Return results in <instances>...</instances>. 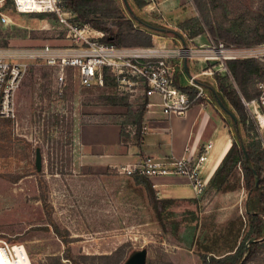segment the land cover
Segmentation results:
<instances>
[{
	"label": "rangeland",
	"instance_id": "obj_1",
	"mask_svg": "<svg viewBox=\"0 0 264 264\" xmlns=\"http://www.w3.org/2000/svg\"><path fill=\"white\" fill-rule=\"evenodd\" d=\"M99 1L100 8L116 7L129 19L125 2L138 17L174 31L164 34L131 22L150 39L157 37L164 48L179 45L176 35L185 44L191 36L200 35L206 44L211 40L209 27L228 30L244 43L237 48L255 51L254 57L245 59L257 67L256 74L245 79L242 93L233 80L229 84L243 100L254 96V83L264 68L259 48L264 42L254 45L256 38H264V0H168L170 22L157 12L160 0ZM138 1L146 5L137 8ZM67 44L65 31L53 19L17 14L10 5H0V51L9 54ZM189 67L191 74L198 71L194 63ZM53 77V70L28 64L14 95L15 118L7 128L0 123V240L23 244L30 264H121L140 249L146 252L145 264H202V247L216 251L222 237L232 240L228 224L241 218L236 244L247 247L253 221L246 213L245 189L219 193L206 186L200 197L174 201L156 215L149 192L134 176L108 169L105 174L76 170L73 177L68 162L58 159L55 145L71 140L81 125L104 123L119 125L123 142H129L131 135L135 141L141 126L142 87L135 79L121 87L110 72L103 74L98 89H83L70 71L61 88ZM207 83L215 87L213 81ZM180 85L185 86L183 79ZM211 104L220 113L231 142L235 141L231 119ZM246 112V125H237L239 137L248 151L264 150V127ZM35 148L41 155L40 172L33 168ZM230 228L235 233L237 225ZM214 251L206 257L211 255L221 264L238 261V252L219 255ZM238 264H264V240Z\"/></svg>",
	"mask_w": 264,
	"mask_h": 264
},
{
	"label": "built area",
	"instance_id": "obj_2",
	"mask_svg": "<svg viewBox=\"0 0 264 264\" xmlns=\"http://www.w3.org/2000/svg\"><path fill=\"white\" fill-rule=\"evenodd\" d=\"M3 0H0V5ZM14 10L20 14L51 13L65 31L67 45L42 46L36 49L7 53L0 51V121L15 118L14 95L28 64H38L53 70L58 88L65 85L66 72L70 71L83 89L101 87L103 74L110 72L119 86H129L135 79L142 87L145 106H157L163 115H179L193 105L200 109L208 106L207 89L201 80L214 81L215 76L225 77L231 83L228 61L248 60L254 57L252 49H239L211 40L204 45H183L172 48L122 47L101 42L103 34L87 25H78L73 14L62 9V0H11ZM260 56L264 55V45ZM185 62V71L183 69ZM194 63L198 72L190 74ZM202 67V68H201ZM192 73V72H191ZM203 78V79H201ZM185 86L180 85V80ZM186 89L185 91L182 89ZM157 102L153 103L155 100ZM242 106L254 116L259 127V117L264 119V68L254 83V96L240 98ZM140 126V135L146 133ZM211 144L205 143L195 157L157 158L141 155L132 164L120 165L116 173L123 176H140L148 181L162 177L184 179L192 194L198 198L206 188L200 173L207 161ZM0 264H30L23 244L0 240Z\"/></svg>",
	"mask_w": 264,
	"mask_h": 264
},
{
	"label": "trees",
	"instance_id": "obj_3",
	"mask_svg": "<svg viewBox=\"0 0 264 264\" xmlns=\"http://www.w3.org/2000/svg\"><path fill=\"white\" fill-rule=\"evenodd\" d=\"M4 3L10 5L14 10L11 0H3L2 4ZM100 4L101 2L99 0H62V9L72 13L73 21L78 25H87L91 29L101 32L103 34L101 42L115 46H151L150 36L135 29L131 22L137 28H144L164 34H176L172 30L159 27L153 22L145 21L138 17L128 6L129 19L116 7L104 9L101 5V8L104 9L102 11ZM145 5L146 3L138 1L136 7L141 8ZM21 15H32L38 19L49 17L57 22L56 17L51 13H28ZM208 30L210 39L215 43L223 42L231 46L244 45L242 40L236 38L228 30L214 29L211 27ZM133 38H136V40L132 41ZM128 39L130 40L129 42L133 43L128 44ZM263 42L264 38H256L254 45ZM226 64L239 93H242L245 79L248 76L256 74L257 67L253 65V61L251 60L228 61ZM213 83L215 86L213 88L208 83H202V85L208 90L211 102L218 107L220 112L226 115L230 113L235 119V124L232 123V127L236 140L231 142L227 152L209 178L207 186L214 188L219 193L233 192L241 188L245 189L248 197L246 213L253 221V225L247 236V241L252 240V242H248L247 247L237 246L238 231L242 226V220L238 218L234 223L228 224L229 228L227 229V233L228 236L232 237V240L222 237V245L220 247L217 246L216 251L201 246L203 249V255L201 257L202 264H221L217 259H213L214 257L212 258L211 255L206 257L207 254H213V251L219 255L238 252V261H240L243 257L249 256L252 253L253 248L259 240H264V150H258L256 152L254 150L248 151L244 147L238 134L237 125L239 124L241 127H244L248 120V114L240 102L238 93L231 87L227 78L215 76ZM94 88L98 89L100 87L90 89ZM182 89L184 91L186 90L184 88ZM144 107L145 102L141 105L140 116L144 112ZM0 123L2 127L7 128L10 120H2ZM139 131L140 127L137 126L135 131L136 142L141 139ZM242 148L244 153L242 152ZM134 179L146 187L150 194V203L156 215H159L163 209L174 203V200L156 199L151 188V183L147 179L140 176H134ZM232 224L237 225L235 233L231 232L230 227ZM238 261L234 264H238Z\"/></svg>",
	"mask_w": 264,
	"mask_h": 264
},
{
	"label": "crops",
	"instance_id": "obj_4",
	"mask_svg": "<svg viewBox=\"0 0 264 264\" xmlns=\"http://www.w3.org/2000/svg\"><path fill=\"white\" fill-rule=\"evenodd\" d=\"M156 6L162 18L170 22L167 15L171 12L172 4L169 5L168 0H160ZM178 18L175 22H178ZM151 38V45L164 48L157 41V37L152 35ZM176 40L185 44L179 36ZM202 40L205 38L200 35L191 36L185 45H194L193 41L200 42L198 45H204ZM206 81L212 82L208 79ZM143 102L147 103L144 97ZM152 102L157 101L155 99ZM97 110L94 109L95 112H98ZM141 125L147 130L138 142L134 141L132 135L129 136V142H123L120 126L114 123L81 125L71 140L60 146L55 145L58 159L61 162H68V172L72 171L73 177L76 170L89 174H105L108 169L134 163L141 155L169 159L195 157L202 145L210 143L211 150L200 173L207 183L231 144L220 113L209 104L204 109H200L197 104L193 105L179 115H163L157 106H145ZM46 175L48 176L47 172ZM149 182L159 199L177 201L193 196L189 185L181 178L162 177Z\"/></svg>",
	"mask_w": 264,
	"mask_h": 264
},
{
	"label": "water",
	"instance_id": "obj_5",
	"mask_svg": "<svg viewBox=\"0 0 264 264\" xmlns=\"http://www.w3.org/2000/svg\"><path fill=\"white\" fill-rule=\"evenodd\" d=\"M124 5L126 9L128 10L125 2H124ZM185 68H186L185 62H183L184 71H185ZM227 115L231 119L232 123L235 124V119L233 118V116L230 113H228ZM242 152L244 153L243 148H242ZM33 168L35 172H40L41 170V155H40V151L38 148L34 149ZM248 242L250 243L252 242V240H249ZM145 259H146V252L144 249H140V250H136L130 253L121 264H145Z\"/></svg>",
	"mask_w": 264,
	"mask_h": 264
},
{
	"label": "bare ground",
	"instance_id": "obj_6",
	"mask_svg": "<svg viewBox=\"0 0 264 264\" xmlns=\"http://www.w3.org/2000/svg\"><path fill=\"white\" fill-rule=\"evenodd\" d=\"M259 118L263 121V123H261V122L259 121V125H261V126H262V124L264 125V119L261 118V117H259Z\"/></svg>",
	"mask_w": 264,
	"mask_h": 264
}]
</instances>
